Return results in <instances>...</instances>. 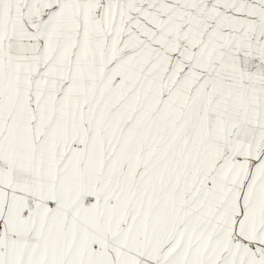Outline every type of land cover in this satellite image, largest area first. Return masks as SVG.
Masks as SVG:
<instances>
[{
    "label": "snow or ice",
    "instance_id": "6c2138e0",
    "mask_svg": "<svg viewBox=\"0 0 264 264\" xmlns=\"http://www.w3.org/2000/svg\"><path fill=\"white\" fill-rule=\"evenodd\" d=\"M0 264H264V0H0Z\"/></svg>",
    "mask_w": 264,
    "mask_h": 264
}]
</instances>
